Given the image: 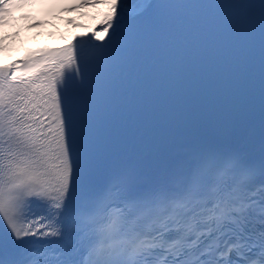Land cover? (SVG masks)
Listing matches in <instances>:
<instances>
[{
    "label": "snow or ice",
    "instance_id": "1",
    "mask_svg": "<svg viewBox=\"0 0 264 264\" xmlns=\"http://www.w3.org/2000/svg\"><path fill=\"white\" fill-rule=\"evenodd\" d=\"M100 5L99 31L0 63V264H264V0L77 7ZM257 91L258 130L157 148L191 101Z\"/></svg>",
    "mask_w": 264,
    "mask_h": 264
},
{
    "label": "bare ground",
    "instance_id": "2",
    "mask_svg": "<svg viewBox=\"0 0 264 264\" xmlns=\"http://www.w3.org/2000/svg\"><path fill=\"white\" fill-rule=\"evenodd\" d=\"M108 11V7L104 5L84 6L75 11L65 12L49 22L44 21L42 25H37L36 18L30 14L8 18L7 25H0V44L10 38L17 40L20 44L36 42L41 38L52 43L63 42L85 33L90 35L94 30H100L101 21ZM13 24H15L14 27ZM12 59L13 57L7 60L12 61Z\"/></svg>",
    "mask_w": 264,
    "mask_h": 264
},
{
    "label": "rangeland",
    "instance_id": "3",
    "mask_svg": "<svg viewBox=\"0 0 264 264\" xmlns=\"http://www.w3.org/2000/svg\"><path fill=\"white\" fill-rule=\"evenodd\" d=\"M19 42L14 39L6 40L5 43L0 44V54L3 57L11 58L14 53L18 51Z\"/></svg>",
    "mask_w": 264,
    "mask_h": 264
}]
</instances>
